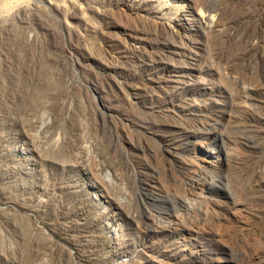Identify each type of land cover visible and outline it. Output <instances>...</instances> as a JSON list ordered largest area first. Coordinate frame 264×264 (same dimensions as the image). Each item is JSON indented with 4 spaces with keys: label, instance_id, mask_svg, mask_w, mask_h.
Listing matches in <instances>:
<instances>
[{
    "label": "rangeland",
    "instance_id": "374dc122",
    "mask_svg": "<svg viewBox=\"0 0 264 264\" xmlns=\"http://www.w3.org/2000/svg\"><path fill=\"white\" fill-rule=\"evenodd\" d=\"M0 264H264V0H0Z\"/></svg>",
    "mask_w": 264,
    "mask_h": 264
},
{
    "label": "bare ground",
    "instance_id": "6f19581e",
    "mask_svg": "<svg viewBox=\"0 0 264 264\" xmlns=\"http://www.w3.org/2000/svg\"><path fill=\"white\" fill-rule=\"evenodd\" d=\"M207 128H209L208 130V133L211 135L213 132H214V130H216L215 129V127H210V126H208ZM222 133V132H221ZM220 133V134H221ZM206 173V172H205ZM204 172H200V173H198V174H196L195 173V175H194V177L196 178V179H198L199 180V182H200V184H199V186H200V192H202L203 191V188L205 187V186H207V185H209V178H211V180H212V182L214 181V177H213V174H212V176H211V173H209L208 175L207 174H205ZM210 180V181H211Z\"/></svg>",
    "mask_w": 264,
    "mask_h": 264
}]
</instances>
